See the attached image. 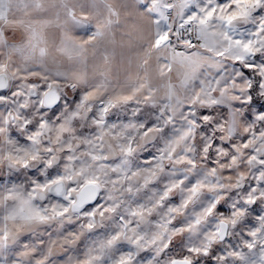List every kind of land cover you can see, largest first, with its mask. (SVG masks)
Returning <instances> with one entry per match:
<instances>
[{
    "label": "snow or ice",
    "instance_id": "1",
    "mask_svg": "<svg viewBox=\"0 0 264 264\" xmlns=\"http://www.w3.org/2000/svg\"><path fill=\"white\" fill-rule=\"evenodd\" d=\"M0 264H264V0H0Z\"/></svg>",
    "mask_w": 264,
    "mask_h": 264
}]
</instances>
